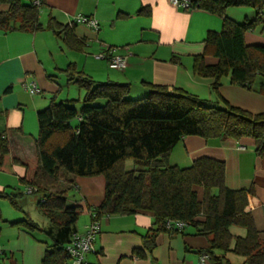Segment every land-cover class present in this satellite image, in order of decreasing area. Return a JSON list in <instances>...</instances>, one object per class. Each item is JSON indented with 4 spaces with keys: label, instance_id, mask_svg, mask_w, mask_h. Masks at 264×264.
<instances>
[{
    "label": "crops",
    "instance_id": "1",
    "mask_svg": "<svg viewBox=\"0 0 264 264\" xmlns=\"http://www.w3.org/2000/svg\"><path fill=\"white\" fill-rule=\"evenodd\" d=\"M78 16L93 18L99 30L94 32L84 25L66 29ZM225 16L241 23L253 19L255 13L249 7H228ZM51 19L62 28L58 36L47 29ZM38 22L44 30L0 33V133L9 142V152L0 165V194L8 195L13 208L23 214L21 219H5L0 214V264H42L45 252H52L56 242L65 246L70 236L84 232L89 222L81 226L75 222L66 228L54 225L38 205L54 189L37 193V206L29 210H23L17 201L27 188L23 183L25 164L35 157L36 114L60 96L56 76L66 77L64 71L70 64L77 68V62L69 59H84L81 72L98 83L128 84L129 96H146L145 84H150L205 102L224 101L251 114H264V96L254 90L230 84L228 75L215 86L213 79L192 71L193 58L203 53L206 34L222 28V18L217 15L196 9L184 11L170 0H42ZM244 40L247 45L264 44V27L246 32ZM108 48L124 57L122 70H112L103 60L95 59ZM205 61L216 62L211 57ZM31 80L41 89L37 96L22 87L24 81ZM259 81L257 78L255 87ZM200 157L223 162L225 186L247 191L246 210L264 241V152L257 153L250 138L204 140L187 136L173 146L168 163L188 168ZM56 190L64 191L68 206L80 205L81 213L89 216L103 199L104 179L62 176ZM196 191L202 198V188ZM32 210L41 214V223L32 216ZM26 218L39 230L28 232L23 226L10 224ZM156 228L150 212L102 216L94 240L96 252L86 256L87 264H199L200 254L209 247L207 239L193 235L190 228L159 232L146 247L145 236ZM224 259L229 264L245 261L233 253Z\"/></svg>",
    "mask_w": 264,
    "mask_h": 264
},
{
    "label": "trees",
    "instance_id": "2",
    "mask_svg": "<svg viewBox=\"0 0 264 264\" xmlns=\"http://www.w3.org/2000/svg\"><path fill=\"white\" fill-rule=\"evenodd\" d=\"M33 1L0 0V33L44 30L38 22L42 0L39 5ZM188 4L190 10L222 18L220 32H208L203 53L193 58V73L213 79L215 86L228 75L230 84L264 96V44L247 45L244 40L246 32L264 27V0H188ZM228 7L252 8L255 17L237 23L225 16ZM47 29L56 36L62 32L52 19ZM205 57L216 62L207 64ZM64 73L84 93L80 108H73L71 104L78 100L70 99L52 101L37 112L35 157L25 164L23 178L24 185L35 188V193L55 190L38 204L54 225L69 227L81 213L80 205L68 206L64 191L56 190L61 177L101 176L103 199L91 211L98 219L150 212L157 228L145 236L146 247L159 232H178L174 227L167 229V221H180L186 226L179 232L190 228L193 235L207 239L209 247L202 253L209 256L208 264H229L224 259L227 253L244 257V264H264V241L246 210L248 193L225 186L224 163L207 157L195 159L188 168L168 163L173 146L187 136L250 138L256 152H264V114L150 84H145L146 96L132 100L128 84L98 83L76 71L74 64ZM257 78L260 81L255 87ZM99 101L103 104L97 105ZM8 152L7 136L0 133V165ZM127 160L134 168L126 170ZM198 187L203 190L202 198ZM0 198L9 196L1 193ZM10 224L28 232L39 230L27 218ZM66 261L63 244L56 242L52 252H45L42 264Z\"/></svg>",
    "mask_w": 264,
    "mask_h": 264
},
{
    "label": "built area",
    "instance_id": "3",
    "mask_svg": "<svg viewBox=\"0 0 264 264\" xmlns=\"http://www.w3.org/2000/svg\"><path fill=\"white\" fill-rule=\"evenodd\" d=\"M171 3L184 10L189 11L188 0H170ZM35 5H39V0H34ZM70 25H84L90 30L97 32L99 30V23L90 17L78 16L73 19ZM95 59L104 60L112 70H122L125 66V59L123 56L115 54L112 48L106 49L105 52L94 56ZM23 89L30 95H38L41 93V89L34 81H24L22 83ZM36 191L35 188L27 187L24 190L26 194H33ZM90 223L85 227L84 232L74 233L70 237V240L64 246V252L67 255V261L65 264H87L86 256L88 254L95 253L94 240L100 232V219L97 218L95 211L89 212ZM185 223L180 221H167V229L174 227L177 231L182 230L185 227ZM209 256L205 253L200 254L199 264H208Z\"/></svg>",
    "mask_w": 264,
    "mask_h": 264
},
{
    "label": "rangeland",
    "instance_id": "4",
    "mask_svg": "<svg viewBox=\"0 0 264 264\" xmlns=\"http://www.w3.org/2000/svg\"><path fill=\"white\" fill-rule=\"evenodd\" d=\"M70 55H74V54H70ZM75 58L76 59H69V60H73V61L77 62L78 66H77V68L75 67V70L81 71L82 67L84 66L83 64H85L84 59H79L78 57H75ZM102 62H105L107 64V62L104 60ZM56 77L58 78V80H57L58 84L61 86V93H60V96L56 99V102L70 100V99L78 100L77 102L71 104V106L73 108H75L76 110L79 109L80 105H81V99H82L81 96H82L83 91L81 89H79L77 87V85L69 83L65 76H62L60 74V75H57ZM142 97H140V95H133V94L131 96H129V98L132 100H136V99H139ZM102 104H103V101L97 102V105H102ZM125 166H126L125 167L126 170H130L131 168H134L133 164L130 160H127L125 162ZM22 195L23 196H20V198H18L17 201H19V205L23 208V210H29L30 207L35 208V205L37 206V200L40 198V194L22 193ZM36 209H38V208H36ZM30 212H31L32 216H34L36 218V220H38V222H40V223L42 222V216L40 213H38L37 210L36 211L32 210ZM0 214H2L3 218H5V219L9 218V217L12 218L11 216H13L16 219L23 218V214L20 211L15 210L13 208V206L11 205V203L9 202V200L4 199V198L3 199L0 198ZM11 220H14V219H11ZM87 221H89L88 222V224H89L90 223L89 216H87L86 213H80L78 215V219H77L76 223H77V225L81 226Z\"/></svg>",
    "mask_w": 264,
    "mask_h": 264
}]
</instances>
